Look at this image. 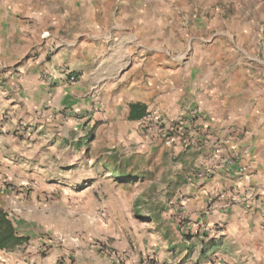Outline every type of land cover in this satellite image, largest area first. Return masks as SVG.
Returning a JSON list of instances; mask_svg holds the SVG:
<instances>
[{"label": "crops", "instance_id": "obj_1", "mask_svg": "<svg viewBox=\"0 0 264 264\" xmlns=\"http://www.w3.org/2000/svg\"><path fill=\"white\" fill-rule=\"evenodd\" d=\"M154 175L225 264H264V0H0V208L29 240L0 264H108L38 194Z\"/></svg>", "mask_w": 264, "mask_h": 264}, {"label": "rangeland", "instance_id": "obj_2", "mask_svg": "<svg viewBox=\"0 0 264 264\" xmlns=\"http://www.w3.org/2000/svg\"><path fill=\"white\" fill-rule=\"evenodd\" d=\"M148 166L154 168L155 162ZM156 179L154 175L139 184H123L109 178L97 189L78 195L83 205L79 199L72 202L77 195L70 189L39 191L38 199L45 206L37 207L45 210L46 223L53 233H61V242L68 250L74 253L79 250L76 247L84 248L85 254L72 262L99 259L108 264H225L216 250L206 255L221 237L216 235L210 242L211 232L204 225L197 229L183 215V207L173 202L172 191L161 187ZM57 198L66 199L59 204L54 202ZM151 208L152 212L147 211Z\"/></svg>", "mask_w": 264, "mask_h": 264}, {"label": "trees", "instance_id": "obj_3", "mask_svg": "<svg viewBox=\"0 0 264 264\" xmlns=\"http://www.w3.org/2000/svg\"><path fill=\"white\" fill-rule=\"evenodd\" d=\"M130 118L132 120H139L145 117V108L141 105H133L131 108ZM119 176H129L121 168L118 169ZM27 238L19 237L12 221L9 219V215L4 209L0 208V251H13L17 247H22L28 243ZM217 245L214 244L210 247V250L206 253L216 250Z\"/></svg>", "mask_w": 264, "mask_h": 264}, {"label": "built area", "instance_id": "obj_4", "mask_svg": "<svg viewBox=\"0 0 264 264\" xmlns=\"http://www.w3.org/2000/svg\"><path fill=\"white\" fill-rule=\"evenodd\" d=\"M71 81L75 82L76 81L75 77H71ZM162 124H163V120L156 117L152 113H147L142 121V127L143 129H146V130L150 129V127L160 128ZM167 143L172 144V141L168 140ZM188 144H189V141L186 140V145L188 146ZM74 242H78V240H74Z\"/></svg>", "mask_w": 264, "mask_h": 264}]
</instances>
